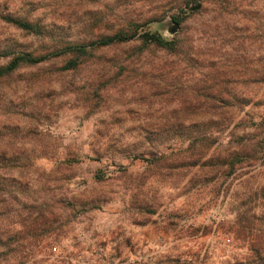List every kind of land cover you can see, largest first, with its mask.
<instances>
[{
  "label": "rangeland",
  "instance_id": "374dc122",
  "mask_svg": "<svg viewBox=\"0 0 264 264\" xmlns=\"http://www.w3.org/2000/svg\"><path fill=\"white\" fill-rule=\"evenodd\" d=\"M136 27L178 51L90 46ZM23 53L52 56L0 76V264H264V0H0Z\"/></svg>",
  "mask_w": 264,
  "mask_h": 264
},
{
  "label": "trees",
  "instance_id": "16d2710c",
  "mask_svg": "<svg viewBox=\"0 0 264 264\" xmlns=\"http://www.w3.org/2000/svg\"><path fill=\"white\" fill-rule=\"evenodd\" d=\"M7 22L13 24L17 28L26 31L27 33L31 34H40L41 26L38 23H30L25 21L24 19H18L14 17H5L4 18ZM173 22L175 24L180 23V19L178 17H174ZM137 35V27L133 31L132 34H128L125 32H118L113 35H108L101 37L95 41L90 43V46L100 48L106 47L113 44H121L126 43L133 40H138L141 42L143 46L151 45L155 48L162 49L166 52L174 53L178 51V41L177 40H165L157 31H150V30H143L141 33ZM71 51L75 53H84L85 47L84 46H74V47H66L61 52ZM48 56H52V54L42 57H33L30 53H23L13 57L9 63L4 66L0 67V76H4L15 69H17L21 64H36L43 60L49 58ZM77 62L76 60L68 61L64 69H72L76 67ZM219 129L221 126L218 124ZM257 132L264 131V119H262L256 125ZM244 136H250L249 133H246ZM193 143L189 144V147H192ZM262 141L256 142L253 146L252 150L246 149L244 147L234 148V147H227L222 155L216 157V165L219 169L220 175L222 177H227L229 174L233 173L237 167L242 166L243 164H248L251 160H254L256 155L262 151ZM197 160H199L200 156L197 154L194 156Z\"/></svg>",
  "mask_w": 264,
  "mask_h": 264
},
{
  "label": "water",
  "instance_id": "95a60500",
  "mask_svg": "<svg viewBox=\"0 0 264 264\" xmlns=\"http://www.w3.org/2000/svg\"><path fill=\"white\" fill-rule=\"evenodd\" d=\"M177 25V24H176Z\"/></svg>",
  "mask_w": 264,
  "mask_h": 264
}]
</instances>
